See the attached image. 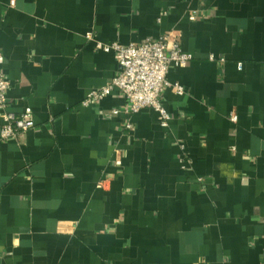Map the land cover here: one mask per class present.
I'll list each match as a JSON object with an SVG mask.
<instances>
[{"label": "crops", "instance_id": "0c3cea01", "mask_svg": "<svg viewBox=\"0 0 264 264\" xmlns=\"http://www.w3.org/2000/svg\"><path fill=\"white\" fill-rule=\"evenodd\" d=\"M171 31L168 127L83 105L119 71L97 42ZM0 51L35 121L5 139L0 112V264H264V0H0Z\"/></svg>", "mask_w": 264, "mask_h": 264}, {"label": "built area", "instance_id": "2783aa9c", "mask_svg": "<svg viewBox=\"0 0 264 264\" xmlns=\"http://www.w3.org/2000/svg\"><path fill=\"white\" fill-rule=\"evenodd\" d=\"M15 3V0H12ZM195 14L191 19H195ZM88 38L95 37L94 31L87 33ZM97 48L116 53L119 71L111 81L103 87L92 90L84 99L83 105L90 106L102 98L111 94L114 90H119L126 98L128 107L125 109L127 114H135L144 108L156 110L160 117L161 125L168 127L172 118L170 112L165 107L162 95L169 84L168 73L172 66L186 67L193 59V54L185 52L182 47L181 34L171 31L158 38H147L141 42L122 44L112 42L105 44L97 42ZM214 59V54L211 55ZM5 57L0 51V112L2 113L4 124L1 136L5 139L17 138L23 132L34 128L35 121L33 110L27 108L20 114L9 108L8 90L10 81L4 71ZM240 69L243 68L242 62L238 63ZM176 89L183 92V86L176 84ZM120 110L113 109L112 114H118ZM233 122L238 121L236 112L230 114ZM126 128H133L132 121L126 123ZM184 148V146L182 145ZM186 156H182L181 162L184 166L188 162ZM121 158H116V163L121 164ZM199 180H203L202 177ZM99 186H103L100 183Z\"/></svg>", "mask_w": 264, "mask_h": 264}]
</instances>
